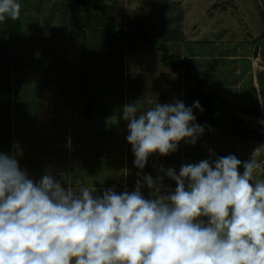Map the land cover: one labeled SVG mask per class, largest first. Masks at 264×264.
I'll list each match as a JSON object with an SVG mask.
<instances>
[{
  "label": "crops",
  "instance_id": "0c3cea01",
  "mask_svg": "<svg viewBox=\"0 0 264 264\" xmlns=\"http://www.w3.org/2000/svg\"><path fill=\"white\" fill-rule=\"evenodd\" d=\"M87 1L19 0L20 41L11 19L0 23V152L13 155L34 181L51 170L65 188L80 181L95 187V194L110 187L132 191L138 169L125 139L126 122L120 119L123 106L137 100L146 108L174 99L186 106L201 103L184 68L164 65L160 52L141 34L116 40L107 15L117 30L128 35L146 31L158 46L179 55L191 73L206 80L208 90L233 104L250 128L264 133V25L249 24L252 46H245L239 19L236 25L226 23L220 13L214 20L217 11L228 8L210 4L213 0L207 5L204 0ZM91 4L104 6L107 13ZM228 91L236 98H229ZM255 108L259 116L241 111ZM227 118L205 127L195 145L181 141L174 153L152 154L143 173L155 178L161 166L178 173L182 164L208 158L209 149L243 162L260 147L258 173L264 176V142L236 134L234 120ZM163 183L176 186L168 178ZM142 191L147 197L149 190Z\"/></svg>",
  "mask_w": 264,
  "mask_h": 264
},
{
  "label": "clouds",
  "instance_id": "9594fccd",
  "mask_svg": "<svg viewBox=\"0 0 264 264\" xmlns=\"http://www.w3.org/2000/svg\"><path fill=\"white\" fill-rule=\"evenodd\" d=\"M20 9L19 0H0V23L18 19ZM194 109L203 112L199 101L186 106L179 99L123 106L138 169L132 191L95 194L80 181L65 188L51 170L34 181L0 152V264H264L260 147L243 162L209 149L208 158L182 164L178 173L163 166L155 178L143 173L152 154L198 142L205 126Z\"/></svg>",
  "mask_w": 264,
  "mask_h": 264
},
{
  "label": "trees",
  "instance_id": "16d2710c",
  "mask_svg": "<svg viewBox=\"0 0 264 264\" xmlns=\"http://www.w3.org/2000/svg\"><path fill=\"white\" fill-rule=\"evenodd\" d=\"M69 1V0H68ZM84 3L89 2L87 0H82ZM93 5V4H91ZM94 8L101 9L104 14L107 13L106 8L104 6H96L93 5ZM78 22L76 17H73ZM106 20L108 25L111 27L113 37L116 40H129L133 38L136 34H141L143 39L150 44V46L160 52V57L164 65L176 69H185L184 75L187 79H190L194 82L196 87V96L201 99V107L203 108V112L198 110L195 111V115L198 119L200 125H204L205 127L216 124L220 121L225 115L229 114L232 116L235 126L234 130L236 134L246 135L250 140H259L264 142V133L257 131L256 129L250 128L248 123L244 121L243 118L233 114L237 109L233 104L221 98V96L214 90H208L206 80L191 73V70L188 64L182 60L179 55L171 54L168 49L164 46H158V41L148 37L146 31L138 29L131 34H127L124 31L117 30L114 23L113 18L109 15L106 16ZM14 38L16 41H20L21 39V14L18 19L12 20L11 22ZM251 111H247L246 109H241L244 113L253 114L259 116L261 113L258 111V108L250 109Z\"/></svg>",
  "mask_w": 264,
  "mask_h": 264
},
{
  "label": "rangeland",
  "instance_id": "374dc122",
  "mask_svg": "<svg viewBox=\"0 0 264 264\" xmlns=\"http://www.w3.org/2000/svg\"><path fill=\"white\" fill-rule=\"evenodd\" d=\"M208 1H210V0H208ZM215 2L225 4L226 8H228L227 9L228 12H223V11H220V10H219V12L217 11V14H216L214 20H218L219 18H221L219 16L220 13H221V15H223V19H224V21L226 23H227V19H228L231 23L236 25L235 21L237 19H239V20H237L238 21L237 25L239 27H243V29H244L245 33H244L243 37L245 38V42H246L245 46H247V45H251L252 46V43H251L252 42V39H251L252 36L251 35H247V30H249L250 32H251V30H250V28L249 29H246V28L251 23H254L255 26L258 27V28H263L262 25H264V14L262 13V11L264 10V0H261V4H262L261 7H259V3L256 0H234V1L233 0H213V2H210V4L215 3ZM207 3L208 2L206 0H204L203 4L207 5ZM200 4L201 3H199V6L202 5V4L201 5ZM232 4H234V7L232 6ZM236 5L239 6V7L236 8ZM205 7H203V8H205ZM207 16H210V15H207ZM202 18L203 17H200V20H202ZM204 25L209 26L208 25V21L206 23H204ZM253 28H254V26L251 27V29H253ZM258 28H257V31H258ZM253 39H255V38H253ZM246 48L247 47H245L244 50ZM228 90H231V89H228ZM227 95L229 96V98H236V97H231V96H235L236 95L235 92L231 93V91H228ZM237 111L233 112V114L239 116L240 113L237 112ZM224 117H228L227 119H232L233 120V118L229 114L225 115ZM253 118H255V117H253ZM260 130L264 131L263 128H260Z\"/></svg>",
  "mask_w": 264,
  "mask_h": 264
}]
</instances>
